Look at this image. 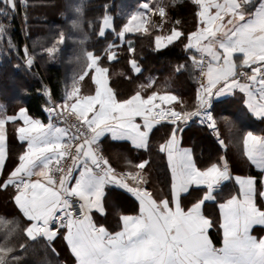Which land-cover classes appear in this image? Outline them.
<instances>
[{"label": "snow or ice", "instance_id": "snow-or-ice-1", "mask_svg": "<svg viewBox=\"0 0 264 264\" xmlns=\"http://www.w3.org/2000/svg\"><path fill=\"white\" fill-rule=\"evenodd\" d=\"M0 3L6 5L0 9L4 15H8L9 8L15 10V0H0ZM191 3L197 23L187 32L174 26L168 35H157L155 47L159 50L179 42L189 53L190 69L187 65H178L176 71H199L200 87L193 110H188L178 96L170 93L153 91L145 96L138 89L126 98H119L109 87V68L101 66L105 60L118 59L113 50L115 45L110 43L104 57L85 52L87 66L79 80L94 73L91 76L96 86L94 95L81 96L79 81L74 80L61 104L55 103L50 90L45 89L47 124L30 116L29 110L23 107L16 115H0L3 124L0 189H16L14 202L26 219L23 231L30 239L43 237L49 245L62 239L74 256L75 264H264V237L251 234L253 226H264V211L255 202L258 182L253 177H235L239 192L219 205L223 239L222 247H215L207 235L211 221L201 210L206 201L215 199L216 187L232 178L227 161L221 157L222 165L214 163L200 169L193 150L182 147L178 139L181 126L187 125L193 117L202 118V123L217 131L213 116L216 103L237 90L244 93L243 102L248 111L264 119V0L258 5L256 0H223V3L191 0ZM156 7L163 21L165 8L161 4ZM143 8L151 12L148 4ZM107 9L105 5L99 30L101 37L107 29L115 32L120 40H124L127 33H147L143 12L130 14L117 31ZM73 26H77L76 21ZM6 29L7 26L0 23V39ZM60 40L63 41V35ZM127 43V51L134 53L132 41ZM9 46L12 47L10 40ZM54 50L46 49L49 54ZM23 51L25 68L30 70L34 59L26 47ZM236 53H241L242 58L234 59ZM129 63L134 72L141 71L135 59ZM256 83L259 84L258 95L252 90ZM153 84L150 79L141 89ZM85 100L83 107H79ZM69 108L76 119L71 136L67 128L57 125L62 120L67 123L64 113ZM8 123L20 124L16 129L18 139L27 142L26 151L11 162V168H8L5 127ZM157 125L168 127L158 152L166 156L171 172L168 198L158 200L145 187L149 161L142 160L135 165L129 161L132 170L118 172L101 149V137L109 133L113 140H130L134 147L147 150L150 134ZM65 137L68 142H64ZM218 142L223 145L222 140ZM243 149L248 160L264 170V137L248 132L243 138ZM62 161L71 163L64 167ZM77 169L79 174L74 176ZM33 177H36L34 181ZM259 183L264 189V179ZM109 185L113 186L112 190L122 189L131 194L139 202V214L123 215L121 230L113 232L98 226L91 216L93 211L104 215ZM190 189L203 191V195L190 207L182 206L181 194L192 195ZM259 195L264 197V190ZM180 215L198 217L200 226L191 230L183 228L177 222ZM12 252L11 247H0V264H9Z\"/></svg>", "mask_w": 264, "mask_h": 264}, {"label": "trees", "instance_id": "trees-1", "mask_svg": "<svg viewBox=\"0 0 264 264\" xmlns=\"http://www.w3.org/2000/svg\"><path fill=\"white\" fill-rule=\"evenodd\" d=\"M144 2L149 0H16L12 23L7 26L6 34L0 39V103L5 104L6 111L15 110L25 103L30 112L38 113L42 102L46 100V86L50 87L52 97L59 99L67 71L81 70L86 58L85 52L91 51L104 57L105 50L111 43L117 45L113 50L118 59L111 62L105 60L102 65L109 68L110 84L119 98H126L138 89L144 94L153 91L160 94L172 92L184 102L188 110H193L199 88L196 79L198 70L176 71L178 65H187L190 69L189 53L184 51L183 44L179 42L162 50L155 47V37L160 32L165 33L174 26L185 32L192 29L196 20L194 5L189 0L160 1L165 8L166 17L161 27L156 23H147V33H127L123 41L111 29L106 30L104 37L99 35L105 5L119 31L130 14L138 11ZM157 4L150 3L151 6ZM77 9L80 11L77 12ZM0 15V23L8 20L6 15ZM73 21L77 22V26H73ZM177 21L180 23L177 24ZM9 40L12 47L9 46ZM128 40L132 41L134 53L127 51ZM25 47L35 58L30 70L25 68ZM49 48L55 50L49 54L46 51ZM131 59L138 61L143 69L141 73H134L129 63ZM150 79L154 81L152 87L141 89L142 85L149 84ZM12 91L15 94L12 95ZM213 113L221 137H226V133L238 135V131L232 130L241 126L237 115L233 120L223 119L216 107ZM183 126H193L197 131L192 133L198 166L218 162L224 154L235 168L243 161L242 153L236 148L232 150L226 147L224 151L230 149L231 154L224 152L218 138L205 125L192 122L181 127ZM167 133L168 127L157 125L147 150L135 149L126 143L114 141L102 143L101 149L116 169H131L129 161L132 165L142 160L149 161L150 167L145 173L149 188L152 192L157 189L165 192L167 177L161 165L164 157L161 153V159L153 158V155L158 154V145ZM13 136L12 133L8 140V156L16 160L22 147ZM153 160L155 166L152 165ZM13 193V188L0 189V247L13 249L8 257L9 264H73L67 251L54 248V244L49 245L43 237L38 236L32 240L25 234L23 229L27 222L14 203ZM215 224L217 228L216 221ZM214 233L216 239L217 233Z\"/></svg>", "mask_w": 264, "mask_h": 264}, {"label": "crops", "instance_id": "crops-1", "mask_svg": "<svg viewBox=\"0 0 264 264\" xmlns=\"http://www.w3.org/2000/svg\"><path fill=\"white\" fill-rule=\"evenodd\" d=\"M162 0H149V2H144L141 6V8L138 10L140 12L144 13V17L145 20L147 21V23H156L159 27L162 26L163 21H161V17L158 15L157 13V5L156 6H151V4L153 3H158L160 4ZM189 2L191 3V0H189ZM219 2L223 3V0H219ZM260 3V0H256V4L258 5ZM144 4H148L149 8H151V12H149L147 9L143 8ZM192 4V3H191ZM252 11L255 10V8L251 9ZM215 10H213L214 12ZM137 12V11H136ZM166 12V11H165ZM135 13V12H134ZM147 23L145 26H147ZM197 23V21H196ZM109 30V29H107ZM170 33V30L166 31L165 33L160 32L161 36H166ZM123 41V40H122ZM115 47L114 49L117 47L116 44H114ZM170 46V45H169ZM166 47H162L159 50H162ZM30 56L34 59L35 58L30 54ZM86 57V56H85ZM238 58H242V54L241 53H236L234 56V59H238ZM84 64L83 67H81L80 71H67V75L64 81V85L62 87L61 90V94H60V98L59 99H54L53 97V101L57 104H61L63 103V97L65 94V91L67 89H70L73 81L77 80L79 81V88H80V95L81 96H87V95H94L95 93V83L94 81L91 79V76L94 74L92 72L89 73V75L85 76L83 80H79V76L81 74L84 73V71L86 70V66H87V59H84ZM137 63L138 61L135 60ZM138 65L140 66V64L138 63ZM104 66V65H101ZM106 67V66H104ZM141 71L139 73L142 72V67L140 66ZM248 72H250V69H245ZM135 74H139L134 72ZM108 76V83H109V87H111L110 84V78H109V72L107 74ZM197 79V76H196ZM259 87V84L256 83L253 85V92L258 95V93L256 92V89ZM114 91V90H113ZM166 93H170V94H174L172 92H164L161 94H166ZM144 94V93H142ZM151 94V93H149ZM145 96L148 94H144ZM177 96V95H176ZM243 97H244V93H240L238 90L235 92V94H229L227 97L225 98H220V102L216 103V108H217V112L219 114H221L223 117V119H229L232 118L235 119L236 115L239 118V121L241 122V126L238 129L233 128L232 130L238 131V135H233L232 133H226V137H221L218 138V140H222L223 141V145L220 146L222 147L223 151L226 149V147H229L230 149L233 150V148L238 149L242 155H243V161L239 164L238 167H234L232 166L229 160H227L226 155L224 154L223 157L224 160L227 161L228 164V170L229 173L231 175V179L227 180V181H223L220 185H218L215 189L214 192V200L211 201H206L204 206L202 207V215L205 218H208L211 221V227H209L207 229V235L209 237V239L212 241L213 245L217 248L222 247V239H223V232L222 229L220 228V224L222 222L221 219V213H222V209L219 207L220 204L225 203L228 199H230L232 196H236L239 192V185L236 183L235 181V177L236 176H241V177H253L255 178V180L258 182L256 187H257V194H256V198H255V202L258 208H260L262 211H264V197H261L259 195V192L261 190H264L261 188L260 185V181L262 179H264V170L260 169L259 167H257L255 164H253L250 160H248L247 156L244 154V149H243V138L245 137V135L248 132H252L255 136L257 137H264V119L262 118H257L255 116H253L248 109L246 108L244 102H243ZM46 100L44 102H42L40 109H38V113L36 112H30V110L28 109L27 105L25 103L21 104L18 108H16L15 110L12 111H6L5 108V104L2 103V115H6V116H13L16 115L19 111L20 108H27L29 110V114L30 116H32L33 118L43 122L44 124H47L49 122V115L48 113L44 110L45 107L47 106V97H45ZM87 101H83L82 104L79 105V107H83L84 103H86ZM76 107V106H74ZM41 110V111H40ZM70 110V108H69ZM22 124V122H21ZM58 125V124H57ZM198 125V124H197ZM20 126V124L14 125L12 123H8L5 127H6V134H7V149H8V140L9 138H11L12 133H13V137L15 139H17V141L20 143L21 147H22V151L19 153L22 154L24 151H26L27 149V142H21L18 139V133L16 131L17 127ZM59 127H61L60 125H58ZM157 127V126H156ZM63 128V127H62ZM155 129H153V132L150 134L149 137V143H150V139L152 134L155 132ZM3 130V124L0 123V132H2ZM196 130H194L193 126H183L181 127V131L179 134L178 139H180L181 142V146L184 148H190L193 150V154H194V160L196 162V165L198 168L200 169H204L208 166H210L211 164H220L222 165L224 163L223 160H221V158L219 159V161H215L210 163L209 165H206L204 167H200L197 164V160H196V150H195V140L193 137V133ZM197 132V131H196ZM195 133V132H194ZM238 136V137H235ZM0 139H2V137H0ZM66 139V137H65ZM65 141V140H64ZM101 141L102 143H107V141H114V142H120V143H126L127 146L133 147L135 149H138L136 147L133 146L132 142L130 140H126V139H121V140H113L111 137V134L106 133L105 136L101 137ZM163 140L160 142L162 143ZM102 143H101V147H102ZM159 143V144H160ZM159 146V145H158ZM226 150L224 152L230 153L231 154V150ZM154 154V153H153ZM163 155V162H162V170L164 172V174L167 177V189L166 191H162L161 189H157L155 192H152L151 189L149 188V192L152 193V196L154 199H159V198H168V193H169V189H170V182H171V172L170 169L168 167V162L166 159V156L161 153ZM18 155V156H19ZM157 157L161 159V156L158 152L157 155H153V158ZM17 160V159H16ZM16 160H12L11 158H9V163H8V168L12 167V161H16ZM238 160V158H237ZM0 162H2V158H0ZM155 160H153L152 165L155 166ZM130 169V168H127ZM251 169L253 171H251ZM119 170H123V169H117V171ZM132 170V169H130ZM79 174V169H77V171L74 173L75 175ZM3 178V177H2ZM33 181L36 179V177L32 178ZM43 182V180H42ZM74 180L72 181V184L74 185ZM113 186L109 185L106 188V200H105V213L104 215H100L99 213L93 211L91 213V216L93 218V221L98 225V226H104L108 231L113 232V231H119L121 230L122 224H121V217L123 215H132V216H136L139 214V202L135 199V197H133L131 194H128L126 192H124L122 189L119 190H112ZM14 191H16L15 188H13ZM190 191H192V189H190ZM203 195V191H192V195H188L187 193H183L181 194V202H182V206H187L190 207L192 202H195L196 199L200 196ZM15 203V202H14ZM174 207V205H173ZM18 208V207H17ZM215 221L218 224V227H215ZM177 222L181 223L183 225V228L191 230L194 228H197L200 226V220L198 217L196 216H178L177 218ZM214 232L217 233V241L214 238ZM251 234L257 238H261L264 237V226H260V225H255L253 226L252 230H251ZM54 244V248L56 249H60L62 248L64 251H67L68 254H70V256L72 257V261L73 264H75V258L72 255L69 247L67 246L66 242L63 241L62 239H56L55 241L51 242Z\"/></svg>", "mask_w": 264, "mask_h": 264}, {"label": "built area", "instance_id": "built-area-1", "mask_svg": "<svg viewBox=\"0 0 264 264\" xmlns=\"http://www.w3.org/2000/svg\"><path fill=\"white\" fill-rule=\"evenodd\" d=\"M8 23L11 24V23H12V20L10 19V20L8 21ZM246 71H247V70H246ZM197 83H198V86L200 87V74H199V71H198V73H197ZM198 89H199V88H198ZM47 90H50V87H49V86H47ZM50 92H51V90H50ZM178 110H179V109H178ZM64 116H65V120L67 121V123H65V121L62 120V121H58L57 124L60 125V126L63 127V128H67V129L69 130V136H71L72 133H73V131L75 130L74 127H73V125L76 124V119H75L74 116L71 115V111H70L69 109L65 111ZM213 116H214V113H213ZM214 117H215V116H214ZM192 122H195V123H198V124H203V125L206 126V122L202 123V118H199V117H193L192 120L188 121V123H192ZM206 127H207V126H206ZM207 129H208L209 132H210L212 135H214V136H216L217 133H218V127H217V131H213L212 129H210V128H208V127H207ZM64 142H68V137H66V139H65ZM62 163H64V164H63L64 167H68V164L71 163V162H70V161H67V162L62 161ZM129 170H130V169H123V170H119L118 172H120V171H125V172H127V171H129ZM145 187H146V189L149 191V186H148V184H146ZM75 207L78 209V207H79L78 203L75 205Z\"/></svg>", "mask_w": 264, "mask_h": 264}, {"label": "rangeland", "instance_id": "rangeland-1", "mask_svg": "<svg viewBox=\"0 0 264 264\" xmlns=\"http://www.w3.org/2000/svg\"><path fill=\"white\" fill-rule=\"evenodd\" d=\"M15 3H16V0H15ZM3 8H6V5H4L3 3H0V9H3ZM7 11H8V15H6V17H8V20H6V21H4V22H2L1 21V23L2 24H4V25H6V26H9L10 24L8 23V21L12 18V17H14V13H15V11H13L12 9H7ZM0 14H3V13H0ZM0 16H2V15H0ZM15 91V90H14ZM14 91H12V95L13 94H15V92ZM0 115H2V104L0 103Z\"/></svg>", "mask_w": 264, "mask_h": 264}, {"label": "water", "instance_id": "water-1", "mask_svg": "<svg viewBox=\"0 0 264 264\" xmlns=\"http://www.w3.org/2000/svg\"><path fill=\"white\" fill-rule=\"evenodd\" d=\"M218 138H220V135H217Z\"/></svg>", "mask_w": 264, "mask_h": 264}]
</instances>
